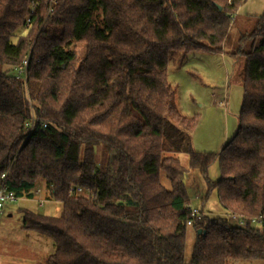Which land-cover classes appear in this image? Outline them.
Masks as SVG:
<instances>
[{
  "label": "trees",
  "instance_id": "obj_1",
  "mask_svg": "<svg viewBox=\"0 0 264 264\" xmlns=\"http://www.w3.org/2000/svg\"><path fill=\"white\" fill-rule=\"evenodd\" d=\"M244 1L0 0V186L29 199L41 183L62 203L57 216L21 209L23 228L52 242L42 264L264 259V226L253 224L264 225V12L236 51L243 102L220 152L193 147L200 115L181 112L168 79L173 52H222ZM195 170L207 196L216 189L245 226L193 213L186 178ZM72 185L90 194L69 196ZM189 225L196 239L186 263Z\"/></svg>",
  "mask_w": 264,
  "mask_h": 264
},
{
  "label": "rangeland",
  "instance_id": "obj_2",
  "mask_svg": "<svg viewBox=\"0 0 264 264\" xmlns=\"http://www.w3.org/2000/svg\"><path fill=\"white\" fill-rule=\"evenodd\" d=\"M264 12V0H245L234 18L232 29L222 52L194 51L184 53L175 51L168 63V79L175 87L176 102L183 114L200 115V121L191 135L193 147L202 152L218 153L224 144L236 133L243 102L242 72L244 58L237 56L240 39L250 33L257 18ZM21 28L16 37L25 34ZM16 39V38H15ZM79 57L85 54V44H77ZM184 165L188 156L179 154ZM209 178L216 181L221 176L217 159L209 168ZM163 182L168 185L165 175ZM190 193L191 207L203 211L211 217L226 218L233 225H241L221 206L216 189L207 196V185L198 170L186 178ZM42 184L39 183L38 186ZM42 187V186H41ZM46 192L41 199L49 197ZM90 194V193H89ZM85 193V195H89ZM39 199V201H41ZM37 200L19 198L7 203L0 221V264H42L52 252L49 238L35 231L23 228L22 208L57 216L62 211L60 201H48L42 205ZM12 213V216H9ZM263 228V223H253ZM196 239V229L189 225L186 231L185 261L191 259ZM240 264H264V259L243 261Z\"/></svg>",
  "mask_w": 264,
  "mask_h": 264
},
{
  "label": "built area",
  "instance_id": "obj_3",
  "mask_svg": "<svg viewBox=\"0 0 264 264\" xmlns=\"http://www.w3.org/2000/svg\"><path fill=\"white\" fill-rule=\"evenodd\" d=\"M55 2H56V0H50V5L52 3H55ZM49 11H51V7H49ZM27 66H28V58H26L23 61L22 66L18 70V76L19 77H24L25 78L26 73H27ZM33 125H34V119H32V121L30 123H28L29 131H32ZM7 174H8V172H5V173L2 174L1 177L5 178ZM38 192H39V189H36L35 194H38ZM85 193L89 194L90 192H89V190L84 189L83 187L72 185L69 188L68 195L69 196H73L74 194H85ZM19 198L20 197H18L14 191L8 189V187L5 184H2L0 186V221H1L2 217H3V215H4L5 205L7 203L15 202ZM47 200H48L47 198L41 199V203H44ZM193 213L197 214L198 210L195 209ZM232 217H233V219L235 221H239L241 225H244V226L246 225V222L244 220H239L234 215ZM189 224H191V221H189Z\"/></svg>",
  "mask_w": 264,
  "mask_h": 264
},
{
  "label": "crops",
  "instance_id": "obj_4",
  "mask_svg": "<svg viewBox=\"0 0 264 264\" xmlns=\"http://www.w3.org/2000/svg\"><path fill=\"white\" fill-rule=\"evenodd\" d=\"M42 186V187H41ZM41 186H38L37 187V189H39V192H38V194H35V196L33 197V198H29V199H31V200H37V201H39V199H41L42 197H41V195H44L46 192H48L47 190H46V188H45V186L44 185H41ZM48 194V193H47ZM48 200L46 201V202H48V201H53L52 199H50L49 197H46ZM44 199H45V197H44ZM40 202V204L42 205L43 203H41V201H39ZM45 203V202H44ZM9 216H12V213H9Z\"/></svg>",
  "mask_w": 264,
  "mask_h": 264
},
{
  "label": "water",
  "instance_id": "obj_5",
  "mask_svg": "<svg viewBox=\"0 0 264 264\" xmlns=\"http://www.w3.org/2000/svg\"><path fill=\"white\" fill-rule=\"evenodd\" d=\"M202 232V229H198V233L200 234Z\"/></svg>",
  "mask_w": 264,
  "mask_h": 264
}]
</instances>
